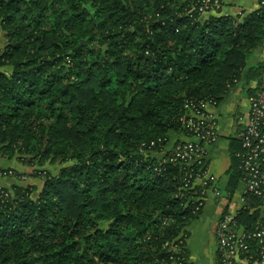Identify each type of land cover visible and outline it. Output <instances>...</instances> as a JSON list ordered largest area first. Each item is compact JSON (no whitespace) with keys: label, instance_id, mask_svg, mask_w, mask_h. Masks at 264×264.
Instances as JSON below:
<instances>
[{"label":"trees","instance_id":"16d2710c","mask_svg":"<svg viewBox=\"0 0 264 264\" xmlns=\"http://www.w3.org/2000/svg\"><path fill=\"white\" fill-rule=\"evenodd\" d=\"M199 1L0 0V159L23 169L2 171L14 183L0 187V264H190L203 209L183 181L207 161L169 163L164 148L185 136L186 103L264 80L250 61L264 9L200 17ZM241 152L231 138L228 199ZM241 196L218 221L231 215L250 236L240 258L262 263V199Z\"/></svg>","mask_w":264,"mask_h":264},{"label":"built area","instance_id":"2783aa9c","mask_svg":"<svg viewBox=\"0 0 264 264\" xmlns=\"http://www.w3.org/2000/svg\"><path fill=\"white\" fill-rule=\"evenodd\" d=\"M222 5L219 0H200L198 2L197 13L200 17L219 14ZM258 9H264V0H259ZM257 92L249 99V111L247 123L243 129L236 131L232 136L237 140L242 152L237 155L240 160V170L243 174L241 184L244 186L243 194L254 193L262 199L264 208V80L255 86ZM211 100L188 102L185 104L186 115L183 118V128L185 131L184 141L172 145L171 149L163 153H168L167 162H178L181 166L188 167L194 159L205 156V147L218 142V118L214 109L217 108ZM200 163H197L199 165ZM192 181V183H190ZM184 188L193 191L192 201L196 206L192 213H197L203 209L207 200L212 198L218 203H224L230 212L236 211L244 202L240 195L231 197L222 193L220 181L217 177L208 172V169L199 168L197 175L187 173L183 181ZM209 185L210 187L206 188ZM216 185H219L216 187ZM206 188V189H204ZM204 189V190H203ZM202 190V191H201ZM228 212L229 214H231ZM231 215H226L219 220L214 233L215 249L221 255L222 264H238L242 253L247 252L246 240L250 237L244 235L241 230L236 229L235 224L230 221ZM252 238L264 241V230L256 232ZM264 257V253H262ZM256 264H264L256 263Z\"/></svg>","mask_w":264,"mask_h":264},{"label":"crops","instance_id":"0c3cea01","mask_svg":"<svg viewBox=\"0 0 264 264\" xmlns=\"http://www.w3.org/2000/svg\"><path fill=\"white\" fill-rule=\"evenodd\" d=\"M219 1L222 5L219 16L232 17L242 12L253 13L258 10L259 0ZM250 61L253 64L264 65V41L251 53ZM254 87L255 82H250L246 87L233 88L226 96L225 102L221 105L218 104L217 108L214 109L218 118L219 139L216 144L205 147L204 159L207 161L208 172L217 177L219 181L230 166L229 140L236 131L243 129L247 123L249 99L251 97L249 90ZM178 141H184V137H174L165 148V151L170 150L172 145ZM238 188H240L239 192H237ZM243 192L244 186L239 184L235 192L236 196L238 194L240 196ZM223 208V204L208 199L200 218L187 227L186 232L189 235L188 262L190 264H216L214 233ZM238 263L243 264L241 261Z\"/></svg>","mask_w":264,"mask_h":264},{"label":"rangeland","instance_id":"374dc122","mask_svg":"<svg viewBox=\"0 0 264 264\" xmlns=\"http://www.w3.org/2000/svg\"><path fill=\"white\" fill-rule=\"evenodd\" d=\"M2 43H4V40L2 38H0V44H2ZM1 70L6 71L5 69H1ZM242 86H243L242 84L237 85V87H242ZM224 100H223V102L220 103V105L225 102ZM5 170H14V171L18 172V171H21L23 169H21L16 164H14V162H7L5 160L0 159V187H3V188L10 187L14 183V180L12 178H9L6 175L2 174V171H5ZM25 172L30 173V170L25 169ZM39 180L40 179H38V180L28 179L26 181V183H24V184H27V183L28 184H35L37 192L35 193L34 197L38 195V192H40L41 187H42L41 182ZM225 180H226V176L225 175L221 176L220 185H223V182ZM239 190H240V188H238L237 192H239ZM223 194L228 195L226 193H223ZM209 199H212V198H209ZM220 204H223V206L225 207L224 203H220ZM204 207H203V209H204ZM214 241H215V239H214ZM239 261H241L243 264H249V263L242 261V260H237L236 262L238 263ZM252 264H256V263H252Z\"/></svg>","mask_w":264,"mask_h":264}]
</instances>
